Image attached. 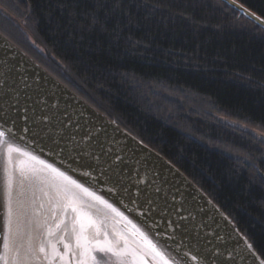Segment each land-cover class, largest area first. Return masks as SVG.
<instances>
[{"label": "trees", "instance_id": "obj_1", "mask_svg": "<svg viewBox=\"0 0 264 264\" xmlns=\"http://www.w3.org/2000/svg\"><path fill=\"white\" fill-rule=\"evenodd\" d=\"M237 1L264 18V0ZM107 8L101 27L97 0H0V32L183 171L264 259V143L215 117L264 132V30L221 0Z\"/></svg>", "mask_w": 264, "mask_h": 264}, {"label": "water", "instance_id": "obj_2", "mask_svg": "<svg viewBox=\"0 0 264 264\" xmlns=\"http://www.w3.org/2000/svg\"><path fill=\"white\" fill-rule=\"evenodd\" d=\"M221 1L264 30L263 17L237 0ZM0 130L5 132L0 138V264L14 263V203L16 197L23 199L20 185L24 183L20 176L16 181L21 171L14 164L15 155L53 175L51 168L63 172L112 204L132 223L70 185L96 206V215L100 208L107 211L150 254L140 237L133 235L132 225L175 264H185L182 254L186 251L198 257L189 264H199L201 259L205 264H259L264 260L231 218L183 171L91 105L1 32ZM70 136L77 140L91 136L90 144L100 163L71 150ZM9 145L19 149L12 152L11 163ZM117 158L118 163L108 168ZM105 168L107 171H102ZM19 204L24 206L22 201ZM99 252L94 251L95 258ZM131 253L128 258L110 254L116 261L127 263L140 264L144 259Z\"/></svg>", "mask_w": 264, "mask_h": 264}, {"label": "bare ground", "instance_id": "obj_3", "mask_svg": "<svg viewBox=\"0 0 264 264\" xmlns=\"http://www.w3.org/2000/svg\"><path fill=\"white\" fill-rule=\"evenodd\" d=\"M13 160L19 171H24L21 200L24 203L21 207L23 215L17 218V225L20 222L17 230L23 238L22 251L20 250L18 258L15 252L11 251L14 263L81 264L87 260V264H93L90 257L83 255L82 248L77 247V236L80 235L87 237L93 245L96 241L103 243L107 238L123 254L127 239L128 250L138 253L144 259L147 257L152 264H157L158 261L107 211L100 208V214L96 215L93 210L96 206L57 176L24 157L15 155ZM72 196L76 199V211L69 206V199ZM66 244L70 247L65 248ZM41 247L44 248L43 252L40 251ZM45 250L48 251L47 257L44 256ZM59 252L64 254L63 257H60ZM91 256H94L93 252Z\"/></svg>", "mask_w": 264, "mask_h": 264}, {"label": "snow or ice", "instance_id": "obj_4", "mask_svg": "<svg viewBox=\"0 0 264 264\" xmlns=\"http://www.w3.org/2000/svg\"><path fill=\"white\" fill-rule=\"evenodd\" d=\"M122 3V0H111V4L113 7L118 8L120 4ZM108 4V0H97V8H98V13L92 17V25L95 26L97 24H100L101 27H105L107 23V17L110 15L112 8H107L106 6ZM99 12H103L104 14V19L102 20L100 17ZM254 15V14H253ZM259 20V17L256 18ZM262 26H264V21H261ZM27 119V117H25ZM27 131L28 129H24ZM38 134V133H35ZM61 135H63V132H61ZM5 137V132L0 130V138ZM91 141V136L85 138H81L77 140L75 136H70V144H71V150L78 152L81 156H88L94 160L97 161V163H100V157L95 155L94 150L91 147L90 144ZM58 143V141H57ZM63 150V149H62ZM13 151H19V149H15L11 145L7 148V153H8V162L11 163V154ZM21 155H28L27 153H21ZM30 159H35V157H29ZM118 163V158L114 159L111 164H108V168L112 167V164ZM45 167H50V166H45ZM51 171L55 173V175L60 178L62 181L65 182L66 185H71L76 189H79L81 193H83L85 196L99 202L102 204L106 209L110 210L112 213H115L116 216L120 217L123 220H126L129 224L132 222L127 220V217L123 215L122 212H120L117 208L113 207L112 204L108 203L106 200H103L101 197L95 195V193L89 191L88 188L83 187L81 184L77 183L75 180H72L69 176L65 175L63 172H60L59 170L55 168H51ZM102 171H107V168L102 169ZM11 184V177H9V185ZM139 194V193H137ZM149 204H151V201H148ZM69 206L72 207L73 211H76V199L74 196L70 197L69 199ZM9 215L11 216V208H9ZM91 223V221H89ZM133 229H135V232L133 235H138L140 239L147 245L148 249L151 252V255L158 260V264H175V261L170 260L167 258L157 247L155 244L152 243L151 240L148 239L147 236L143 232H140L139 229L136 228L135 225H132ZM97 233H99V228H97ZM107 234H105V237ZM123 239V237H121ZM77 247L82 248L83 250V255L85 257H90L91 260L93 261V264H97L95 256H91V253L93 251L99 250L100 252H106V253H112L113 255H122L123 253L120 252V250L116 247V245L105 238L103 243L100 241H96L95 244L93 245V242L89 241L87 237L84 236H77ZM128 241L125 239V252H128L127 248ZM54 247V246H53ZM69 245H65V248H69ZM195 247V246H194ZM251 245H248V248L251 249ZM40 251L43 252L44 248L41 247ZM55 251V248H54ZM196 252L199 253V249L196 248ZM132 255H135V253H131ZM185 264H189V261H197V255L196 254H190V251H186L182 254ZM81 264H87V260L82 261ZM140 264H148L147 259H141ZM199 264H205L204 260L201 259L199 261ZM259 264H264V260H260Z\"/></svg>", "mask_w": 264, "mask_h": 264}, {"label": "rangeland", "instance_id": "obj_5", "mask_svg": "<svg viewBox=\"0 0 264 264\" xmlns=\"http://www.w3.org/2000/svg\"><path fill=\"white\" fill-rule=\"evenodd\" d=\"M32 44H33V42H32ZM215 117H216L217 120L221 121L223 124H226L228 126H231L233 128H236V130H241L244 133L246 132V133L252 135L253 137H255L257 140H260V141H262L264 143V132H262L258 128H255V127L250 126V125H247V124L239 123V122H237L235 120L229 119V118L224 117V116H216V114H215ZM177 118H178V113H177ZM226 151H229V150H226ZM229 152H231L233 155H236V156H240L242 158H245L246 160L249 159V157L247 155L243 154V153H240V152L239 153H236V152H232V151H229ZM245 156L248 157V158H246ZM248 161H250L251 163H253V160H250L249 159ZM19 176L23 178V173L22 172H19L17 174V176H16V181L17 182H19L21 180ZM20 188L22 189V185H20ZM22 194L23 193L21 192V195ZM20 201H21V198L19 199V198L16 197V200H15V203H14L15 204V213L13 215V224H14V216H15V214H16V218H15V225H13L12 235H11V251L13 250L15 252L16 258L19 257L20 250H21V243L23 241V238L21 237L20 232L17 230V228L20 225V222H19V225H17V222H18L17 218L19 216L21 217L23 215L21 213V207L22 206H21V204H19ZM48 251L45 250L44 256H46V257L48 256L47 255ZM130 252L131 251L129 250L127 253L125 252L123 255H119V256L127 257V255H130ZM61 253L62 252H59V254L61 255L60 257H63L64 254H61ZM93 254H94V251H93ZM132 259L130 257V260H132ZM126 263L127 262H125V261L123 262L120 259H119V261L118 260L116 261L115 258H112L111 257V254L110 253H106V252H99L98 253V256H97V264H126ZM13 264H16V263H13ZM127 264H135V263H127Z\"/></svg>", "mask_w": 264, "mask_h": 264}, {"label": "flooded vegetation", "instance_id": "obj_6", "mask_svg": "<svg viewBox=\"0 0 264 264\" xmlns=\"http://www.w3.org/2000/svg\"><path fill=\"white\" fill-rule=\"evenodd\" d=\"M96 261H97V259H96Z\"/></svg>", "mask_w": 264, "mask_h": 264}]
</instances>
